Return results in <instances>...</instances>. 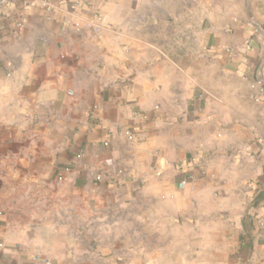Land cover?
I'll list each match as a JSON object with an SVG mask.
<instances>
[{
    "label": "crops",
    "instance_id": "obj_1",
    "mask_svg": "<svg viewBox=\"0 0 264 264\" xmlns=\"http://www.w3.org/2000/svg\"><path fill=\"white\" fill-rule=\"evenodd\" d=\"M240 259L264 264V0L0 9V264Z\"/></svg>",
    "mask_w": 264,
    "mask_h": 264
},
{
    "label": "built area",
    "instance_id": "obj_2",
    "mask_svg": "<svg viewBox=\"0 0 264 264\" xmlns=\"http://www.w3.org/2000/svg\"><path fill=\"white\" fill-rule=\"evenodd\" d=\"M39 0H0V9H5V8H9L17 3H23L26 6H34ZM45 2H43L42 4H44ZM258 27L254 28V33L258 32ZM132 137V135H130V138ZM178 171H182L184 169L183 165H178L175 167ZM241 263L240 264H248V262L246 260H239ZM263 264V263H260Z\"/></svg>",
    "mask_w": 264,
    "mask_h": 264
}]
</instances>
